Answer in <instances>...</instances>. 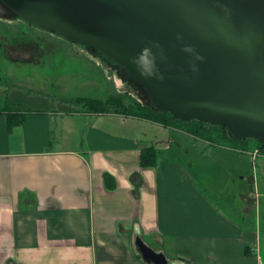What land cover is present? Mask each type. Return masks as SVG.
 <instances>
[{
  "label": "crops",
  "instance_id": "crops-1",
  "mask_svg": "<svg viewBox=\"0 0 264 264\" xmlns=\"http://www.w3.org/2000/svg\"><path fill=\"white\" fill-rule=\"evenodd\" d=\"M28 109L46 113L10 128L0 111V264H154L138 257V235L168 264H264L251 196L220 205L193 162L173 158L175 142L201 155L227 147L161 125L158 138L147 120L122 114L112 129L86 110ZM77 116L89 124L65 129ZM150 145L159 159L143 167Z\"/></svg>",
  "mask_w": 264,
  "mask_h": 264
},
{
  "label": "water",
  "instance_id": "water-1",
  "mask_svg": "<svg viewBox=\"0 0 264 264\" xmlns=\"http://www.w3.org/2000/svg\"><path fill=\"white\" fill-rule=\"evenodd\" d=\"M124 67L159 109L264 142V0H0ZM143 260L168 264L141 235Z\"/></svg>",
  "mask_w": 264,
  "mask_h": 264
},
{
  "label": "rangeland",
  "instance_id": "rangeland-1",
  "mask_svg": "<svg viewBox=\"0 0 264 264\" xmlns=\"http://www.w3.org/2000/svg\"><path fill=\"white\" fill-rule=\"evenodd\" d=\"M110 62L113 63L87 44L33 25L5 6L0 9V107L58 109L68 113L87 110L78 101L80 97L107 100L125 94L127 88L139 96ZM92 114H96L93 120L102 115L107 127L117 128L114 114L118 113ZM75 120L89 124V119L77 116L66 121L65 129L75 125ZM146 126H152L151 133L161 138L159 124L147 120ZM138 129L137 123L132 131ZM177 145L173 143V158L193 162L191 172L216 203L231 208L229 198L251 196L252 208L258 213V247L264 252V152L227 147L231 150L224 148L225 153L201 155L192 144L176 149ZM240 203L244 205L243 200ZM240 207L236 202V209Z\"/></svg>",
  "mask_w": 264,
  "mask_h": 264
},
{
  "label": "trees",
  "instance_id": "trees-1",
  "mask_svg": "<svg viewBox=\"0 0 264 264\" xmlns=\"http://www.w3.org/2000/svg\"><path fill=\"white\" fill-rule=\"evenodd\" d=\"M3 4V3H2ZM6 8L5 4H3ZM10 9V8H9ZM11 10V9H10ZM13 14L19 16L12 10ZM89 47L96 52H100L94 47ZM104 55V54H103ZM107 57V56H106ZM109 58V57H108ZM110 59V58H109ZM111 60V59H110ZM113 61V60H112ZM112 63V62H110ZM115 64V67L114 65ZM112 66L126 82L128 86L137 90L139 96L130 92V89L126 90L125 94L113 95L107 100H101L89 97H80L78 101L87 108V112L90 113H118L125 116H131L135 118L145 119L152 121L166 128H172L183 133H186L196 139L202 140L211 146L217 147H233L236 150L251 151L258 149L260 152H264V142L257 138H235L229 128L226 126L212 125L200 120L183 121L176 118L172 113L164 110L157 109L151 102L150 96L144 86L135 79L124 67L113 61ZM131 84V85H130ZM129 99L130 102H127ZM1 112H5L8 115V125L13 128L15 125L23 123L25 120V114L37 113L45 114V111L39 110H20L9 105L1 107ZM159 159V151L154 145L145 146L141 149L140 160L143 167H154ZM247 252H251L250 248H246ZM135 250L139 258H143L135 245Z\"/></svg>",
  "mask_w": 264,
  "mask_h": 264
},
{
  "label": "flooded vegetation",
  "instance_id": "flooded-vegetation-1",
  "mask_svg": "<svg viewBox=\"0 0 264 264\" xmlns=\"http://www.w3.org/2000/svg\"><path fill=\"white\" fill-rule=\"evenodd\" d=\"M3 4H2V2L0 1V9H3Z\"/></svg>",
  "mask_w": 264,
  "mask_h": 264
}]
</instances>
